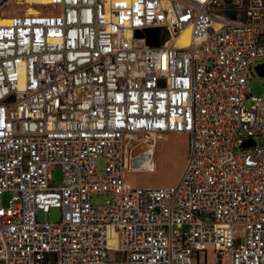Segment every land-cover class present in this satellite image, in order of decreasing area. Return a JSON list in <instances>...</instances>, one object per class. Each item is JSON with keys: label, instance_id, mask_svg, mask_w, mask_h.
Returning <instances> with one entry per match:
<instances>
[{"label": "built area", "instance_id": "built-area-1", "mask_svg": "<svg viewBox=\"0 0 264 264\" xmlns=\"http://www.w3.org/2000/svg\"><path fill=\"white\" fill-rule=\"evenodd\" d=\"M260 66L264 0H0V264H264Z\"/></svg>", "mask_w": 264, "mask_h": 264}, {"label": "rangeland", "instance_id": "rangeland-1", "mask_svg": "<svg viewBox=\"0 0 264 264\" xmlns=\"http://www.w3.org/2000/svg\"><path fill=\"white\" fill-rule=\"evenodd\" d=\"M10 7L14 9L13 5ZM17 7L20 6L17 5ZM248 83L252 95L259 96L264 94V77L254 72ZM248 105H251V102L248 101ZM188 144L189 135L186 132L163 135L157 139V145L153 153V167L150 170H141L137 173H131L129 177L137 184L141 185L157 186L175 182L185 168ZM103 167L104 161L103 158H100V170H103ZM52 180L54 184H61L63 182V171L60 166H55L53 168ZM10 197V192L5 191L2 195V203L7 205ZM105 198V196H95V200L98 203H103ZM61 215V209L55 207L51 209L47 218L51 221H58ZM39 219H45V215L42 212L39 213Z\"/></svg>", "mask_w": 264, "mask_h": 264}, {"label": "bare ground", "instance_id": "bare-ground-1", "mask_svg": "<svg viewBox=\"0 0 264 264\" xmlns=\"http://www.w3.org/2000/svg\"><path fill=\"white\" fill-rule=\"evenodd\" d=\"M29 1H36V2H42V3H46L48 2V0H29ZM36 8L34 6H29L28 7V12H35ZM4 22H7V19L3 20ZM190 42V38H189V30H185L181 36L178 38L177 40V44L179 45H186Z\"/></svg>", "mask_w": 264, "mask_h": 264}, {"label": "water", "instance_id": "water-1", "mask_svg": "<svg viewBox=\"0 0 264 264\" xmlns=\"http://www.w3.org/2000/svg\"><path fill=\"white\" fill-rule=\"evenodd\" d=\"M161 42H162V40H161L159 43H161ZM259 69H260V70H259V71H260V74H261V75H264V68H261V66H260Z\"/></svg>", "mask_w": 264, "mask_h": 264}]
</instances>
